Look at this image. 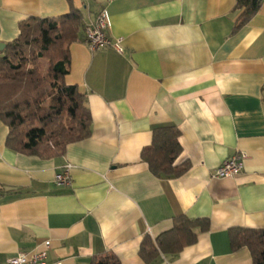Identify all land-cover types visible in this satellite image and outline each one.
<instances>
[{"label":"crops","instance_id":"1","mask_svg":"<svg viewBox=\"0 0 264 264\" xmlns=\"http://www.w3.org/2000/svg\"><path fill=\"white\" fill-rule=\"evenodd\" d=\"M237 0H0V46L31 17L66 14L85 22L106 9L109 34L124 48L91 50L83 29L71 44L65 81L92 115L91 135L59 157L6 145L0 120V262L51 242V263L90 264L112 251L121 264H148L145 235L156 238L177 216L206 218L196 242L151 264H254L233 250L232 228L264 229V1L234 30ZM6 47V46H5ZM174 125L188 163L180 176L154 175L141 157L153 130ZM238 152L243 170H214ZM69 166L73 181L55 176Z\"/></svg>","mask_w":264,"mask_h":264},{"label":"trees","instance_id":"2","mask_svg":"<svg viewBox=\"0 0 264 264\" xmlns=\"http://www.w3.org/2000/svg\"><path fill=\"white\" fill-rule=\"evenodd\" d=\"M263 1L237 0L234 30L249 23ZM84 25L81 10L74 6L66 14L31 17L20 23L18 37L0 50V120L9 128V148L53 158L91 135L86 97L77 85L65 81L71 67L70 46ZM179 137L174 125L154 128L152 143L141 154L154 175L180 176L188 170V163L175 164L182 153ZM197 228L208 229L209 220L177 216L170 230L156 238L144 236L140 255L151 264L162 253H178L196 242ZM230 235L233 250L248 247L254 264H264V229L237 227ZM90 264H121V259L107 251L94 255Z\"/></svg>","mask_w":264,"mask_h":264},{"label":"built area","instance_id":"3","mask_svg":"<svg viewBox=\"0 0 264 264\" xmlns=\"http://www.w3.org/2000/svg\"><path fill=\"white\" fill-rule=\"evenodd\" d=\"M110 15L106 9H103L92 21L85 22L84 42L91 50L103 47H114L119 52H123L124 48L120 40H113L109 34ZM248 157L245 152H238L227 158L213 173L217 178L234 177L243 170V163ZM58 184H71L73 178L69 173V166H66L62 172L55 176ZM51 246L50 241H46L42 248H36L29 252H20L16 256H12L0 262V264H62L61 262L51 263L48 260V250ZM206 264V263H198Z\"/></svg>","mask_w":264,"mask_h":264},{"label":"water","instance_id":"4","mask_svg":"<svg viewBox=\"0 0 264 264\" xmlns=\"http://www.w3.org/2000/svg\"><path fill=\"white\" fill-rule=\"evenodd\" d=\"M5 44H2L1 46H0V50H3L4 48H5Z\"/></svg>","mask_w":264,"mask_h":264}]
</instances>
